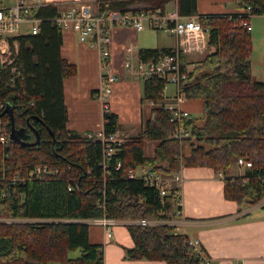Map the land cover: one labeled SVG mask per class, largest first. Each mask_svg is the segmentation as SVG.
<instances>
[{"label":"trees","instance_id":"1","mask_svg":"<svg viewBox=\"0 0 264 264\" xmlns=\"http://www.w3.org/2000/svg\"><path fill=\"white\" fill-rule=\"evenodd\" d=\"M169 1L101 0V8L122 10L132 3L163 7ZM233 5L232 12L204 13L202 22L209 25L213 49L181 84L187 99L200 101L201 115L182 119L185 135L173 137L176 124L161 104L164 81L143 80L140 99L153 102L149 117L138 134L123 138L106 166L101 142L67 127L63 82L76 74L77 66L61 54L63 30L51 20L56 9L38 10L42 20L36 33L9 38L17 43L11 64L15 69H0V100L11 103L12 119L7 112L1 115L9 131L12 120L14 128H25V140H35L34 130L39 140L22 145L8 135L7 148L0 144V186L5 192L0 193V264H104L102 244L89 239L92 224L84 219L103 211L116 219L163 218L181 209L175 205L179 187L174 184L160 195L153 185L127 175L137 165L167 174L180 165L211 167L221 173L224 197L235 201L239 211L256 203L264 208V58L263 79L253 80L251 28L242 24L243 19L250 24L251 17L242 13L247 5L254 14H264V0H233ZM178 9L182 14L197 13L195 0H178ZM139 49L144 58L158 57L173 46ZM102 116L104 132L115 133L118 114L109 110ZM145 140L157 141L151 154L144 152ZM238 157L251 165L242 173L227 174L231 159L236 163ZM116 159L121 160L119 168L114 167ZM38 164L55 171L36 175L33 168ZM125 225L133 241L125 248V258L203 264L188 236L173 225ZM73 249L79 254L68 256Z\"/></svg>","mask_w":264,"mask_h":264},{"label":"built area","instance_id":"2","mask_svg":"<svg viewBox=\"0 0 264 264\" xmlns=\"http://www.w3.org/2000/svg\"><path fill=\"white\" fill-rule=\"evenodd\" d=\"M133 4L119 10L101 8V0H12L8 5L0 0V69L7 66H10L11 70L15 69L11 64L17 54V43L15 40L10 43L9 38L26 32L36 33L42 20L38 10L46 6H53L56 13L51 20L63 31H73L80 42L96 50L99 61V84L93 91V95L100 102L103 115L109 111L108 96L112 83L118 78V74L110 66L112 28L129 26L137 31L149 27L169 31L176 37L175 45L170 52L158 57L144 58L137 44L129 41L123 46L120 64L129 75L141 81L157 77L161 78L164 83L173 84L175 87L173 95L162 105L170 111L169 118L176 124L172 133L173 137L180 138L185 135L182 119L191 117L190 111L180 105V102L185 99L181 84L188 80L189 72L197 65V58L209 51L211 47L208 42L209 25L202 22L206 15L204 13L182 14L176 3L170 8L151 6L148 3L135 4L134 6ZM257 8L260 9L259 6ZM242 13L247 14L245 17L255 15L250 5H247ZM24 24L27 25L26 28L23 27ZM242 24L247 29L251 28L246 19L242 20ZM5 106L6 102L0 100V144L4 150L9 144L8 135L10 136L8 122L3 120L1 115ZM102 125L103 123L94 130L85 131V136L101 142L102 162L106 166L108 165L107 159L111 154L117 152L123 138L115 136L114 133H105ZM236 164L242 167L251 165L250 161L243 157H238ZM120 166L121 160L116 159L114 167L119 168ZM33 171L36 175H40L50 174L55 170L38 164L33 168ZM127 175L139 177L145 183L153 185L160 195L167 194L169 188L174 184L178 185L182 180V175L178 170L167 174L150 165L131 167L127 170ZM71 187L70 185L69 188ZM73 187L79 189L77 184H74ZM0 193L2 195L5 193L1 186ZM181 202L179 192L175 196V205L181 206ZM99 205L101 206L103 203L100 202ZM179 213L180 208H175L173 213L167 217L138 218L130 221L141 225L164 223L175 226L177 222L174 216ZM84 221L100 224L107 237L112 236L113 224L119 222L106 217L104 211L102 215L84 219ZM188 243L191 250L199 254L203 264H212L211 258L202 253L198 239L189 238Z\"/></svg>","mask_w":264,"mask_h":264},{"label":"crops","instance_id":"3","mask_svg":"<svg viewBox=\"0 0 264 264\" xmlns=\"http://www.w3.org/2000/svg\"><path fill=\"white\" fill-rule=\"evenodd\" d=\"M175 3L178 7V0H170L164 6L170 8ZM195 9L197 13L235 11L233 0H195ZM125 27L116 26L111 31L110 66L118 74L111 90L114 84L120 86L125 83L124 73L134 78L120 65L123 46L129 41L136 43L134 36L119 33ZM174 45L175 43L169 46ZM61 54L77 66L76 74L66 77L63 82L68 113L67 127L83 133L96 129L103 120L100 102L92 94L99 84L96 50L80 42L73 31L66 30L63 31ZM115 64L119 65L120 71ZM138 84L127 81L124 85L138 87ZM172 95L173 93L166 95V99H170ZM194 101L185 97L180 105L192 112L200 108V101L193 104ZM108 104L109 110L116 112L111 100L109 102V96ZM117 132L118 130L114 135L120 137ZM230 169L231 167L227 174L235 173H231ZM177 170L182 175L181 182L176 185L179 187L182 202L180 213L174 216L177 222L174 230L186 234L188 238L198 239L202 253L211 258L212 264H264V208L253 206L239 211L235 201L224 197L221 173L211 167L180 165ZM89 239L102 244L104 264H166L164 260L125 258V248L132 246L133 241L121 221L113 226L111 237L105 235L102 226L91 225Z\"/></svg>","mask_w":264,"mask_h":264},{"label":"rangeland","instance_id":"4","mask_svg":"<svg viewBox=\"0 0 264 264\" xmlns=\"http://www.w3.org/2000/svg\"><path fill=\"white\" fill-rule=\"evenodd\" d=\"M12 0H3V3L9 4ZM137 4L134 3L133 6ZM132 5V4H129ZM250 24H251V37H252V54L250 56V76L253 80H262L263 79V58H264V14H255L251 16L250 18ZM27 25H23L24 28H26ZM116 27V26H115ZM120 34H127L130 36H134L136 38V44L138 47H158L161 45L169 46L173 45L176 41L175 36L166 30L163 29H155V28H149L146 27L142 30H133L130 27H125V29L119 30ZM210 49H213V47H210ZM208 52V51H207ZM206 52V53H207ZM205 54V53H204ZM204 54L199 56L197 58V65L198 61H200ZM118 59V58H116ZM121 65V64H120ZM0 66H1V60H0ZM115 66L120 71L119 65L115 64ZM125 83L127 81H134L138 82V87L136 86H125L124 84L118 86H113L111 93L109 95V102L113 103L114 110L118 113L119 116V128L117 135L120 137H128L131 135H136L139 133V130L143 127L146 119L149 117V109L153 106V102H149L146 99H140V96L142 94V81L136 80L132 77H129L126 73H124V79ZM174 91L173 84L167 82L165 83V87L163 89V95L164 98L162 99L161 104H163L164 101H166V95H171ZM193 104H197V100L193 102ZM200 105V104H199ZM192 116H199L201 115V111L199 108L191 112ZM94 130V129H90ZM82 133V132H80ZM82 135H85L82 133ZM157 143L156 140H145L144 144V152L146 154H151L153 151V146ZM189 151V145L188 143L183 144V152ZM230 171L231 173L240 172L242 173L244 170V167L238 166L235 163V159H231L230 164ZM247 203H241L243 207L246 206ZM257 204V203H256ZM256 204H252L249 206V209ZM247 210V207H246ZM107 214V213H106ZM106 217H109L106 215ZM115 221H121L123 222V225L126 227V223H134L130 220L133 219H116L111 218ZM138 219V218H136ZM153 219V218H148ZM90 224H97L90 222ZM100 225V224H97ZM115 224H113L114 226ZM101 226V225H100ZM79 254L78 249H73L68 252V256L74 257ZM48 264H58L56 261H51Z\"/></svg>","mask_w":264,"mask_h":264},{"label":"water","instance_id":"5","mask_svg":"<svg viewBox=\"0 0 264 264\" xmlns=\"http://www.w3.org/2000/svg\"><path fill=\"white\" fill-rule=\"evenodd\" d=\"M12 105L11 103H6V106L4 108V112H7L10 119H12ZM25 128L24 127H20L18 129L14 128L13 124H12V120H11V129H10V137L19 142L22 145H29L32 143H36L39 140V134L38 131L34 130V135H35V140L34 141H27L25 140V138H27V134L25 133Z\"/></svg>","mask_w":264,"mask_h":264},{"label":"bare ground","instance_id":"6","mask_svg":"<svg viewBox=\"0 0 264 264\" xmlns=\"http://www.w3.org/2000/svg\"><path fill=\"white\" fill-rule=\"evenodd\" d=\"M168 173V172H167Z\"/></svg>","mask_w":264,"mask_h":264}]
</instances>
